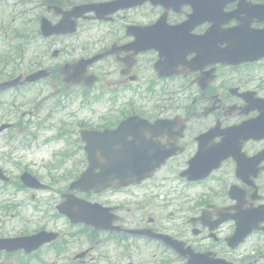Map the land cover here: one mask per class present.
Listing matches in <instances>:
<instances>
[{
  "label": "flooded vegetation",
  "instance_id": "1",
  "mask_svg": "<svg viewBox=\"0 0 264 264\" xmlns=\"http://www.w3.org/2000/svg\"><path fill=\"white\" fill-rule=\"evenodd\" d=\"M215 4L221 5L219 20L196 28H180L191 13L188 6L177 13L173 6L144 3L119 10L109 22L80 19L79 27L95 24L83 33L79 29L65 37H38L45 51L39 65L54 78L61 68L48 64L54 58L66 56L65 64L108 53L90 69L97 78L91 91L72 86L74 95L67 94L80 103V110L67 115L30 112L38 122L34 136L51 160L43 167V180L68 183L61 197L70 192V184L88 168L82 130L102 134L97 171H111V163L118 170H134L126 164L136 163L159 167L139 185L118 186L120 178H113L106 190L71 191L106 210L110 230L96 231L64 218L66 224L49 227L60 234L59 242L32 255L21 251L11 257H131L139 240L150 246L152 257L165 259L170 253L179 264H187L163 242L128 233L149 230L191 248L195 264H264V59L234 58L230 63L223 52L264 50V16L253 8L264 6V0ZM164 15L166 24L153 28ZM49 18L60 20L53 12ZM215 23L218 28L208 32ZM151 34L158 35L162 47L137 50V40H149ZM54 51L59 52L56 57ZM127 121L123 131L103 135ZM40 124L63 130L70 141H41L55 139L56 132L44 137L47 131L38 130ZM194 158L196 180L190 182L185 172ZM128 175L121 177L134 179ZM239 230L251 232L233 248Z\"/></svg>",
  "mask_w": 264,
  "mask_h": 264
},
{
  "label": "rangeland",
  "instance_id": "2",
  "mask_svg": "<svg viewBox=\"0 0 264 264\" xmlns=\"http://www.w3.org/2000/svg\"><path fill=\"white\" fill-rule=\"evenodd\" d=\"M9 5L11 4H8V7H6L5 9H3L2 11H0V26H1V29H2V32H4V34H6V30H5V26H4V23H7L8 25V34L9 36L11 35V32L13 29L11 28H14V29H19V28H24V30L26 32H30L29 31V26L30 24H25L21 21L19 22H13V19L12 17L15 15L16 11L15 10H12V7H9ZM31 16H29L30 18ZM27 19V18H26ZM26 21V20H25ZM4 22V23H3ZM24 24V25H23ZM11 27V28H9ZM2 39H0V52L2 50H4V46H2ZM30 47V52H27L26 54V57H27V61L29 60V58L32 56V50L33 48L35 47V45L33 47H31V41L28 40V43H27ZM23 46H25L23 44ZM6 52V51H5ZM26 61V63H27ZM39 87H27L25 88L24 90H19V91H9L8 93H6L4 95V99H7V100H10L12 99L15 95H22L24 97V100H22L23 102L24 101H30L29 99L34 97V94L36 92L37 89H39ZM21 98V96H20ZM21 102V101H20ZM46 108V107H45ZM1 115V113H0ZM6 137H7V133H4L0 136V165H2L9 173L13 174V175H17V173L20 171L21 169V165H20V162L22 163H25L27 161V159H32V158H35V154L34 153H26L24 152L23 150L21 149H17V148H13V146H7L5 144V140H6ZM18 150V152H15V150ZM5 154V155H4ZM14 154L12 157L11 155ZM26 155L24 159L22 160H18L16 161V158L19 157V155ZM25 197V195H24ZM40 197L42 199H45L46 203H44L42 205V209L41 211H44L47 209V206L46 205H50V202H48L52 197H55V194H49V193H44V194H41ZM9 199V197L7 198ZM24 202L26 201L25 198H23ZM4 199L3 198H0V202L3 201ZM23 215L25 217H35L36 220L39 221V223H46L47 225H49L50 223V220H49V212L47 213H38V214H34L31 212V208L28 207V204H25L23 206ZM0 215H3V213L0 211ZM12 218V217H11ZM44 218V219H42ZM11 225H9V228H8V232H13L17 227V220H14L11 222ZM50 226V225H49ZM43 259V261H45L46 263H51L53 261H55V257H41ZM143 260L146 258V257H142ZM142 258H139L137 259L136 261H140ZM151 258V257H150ZM106 259H108V261L112 262L113 264H115L118 260L121 262L120 264H129V259H125V260H122L121 257H104L103 259V262H101L100 264H108V262L106 261ZM2 257L0 258V262H2Z\"/></svg>",
  "mask_w": 264,
  "mask_h": 264
},
{
  "label": "water",
  "instance_id": "3",
  "mask_svg": "<svg viewBox=\"0 0 264 264\" xmlns=\"http://www.w3.org/2000/svg\"><path fill=\"white\" fill-rule=\"evenodd\" d=\"M10 86H12V82L4 84L0 88L4 89V88L10 87ZM27 181H28V179H27Z\"/></svg>",
  "mask_w": 264,
  "mask_h": 264
},
{
  "label": "trees",
  "instance_id": "4",
  "mask_svg": "<svg viewBox=\"0 0 264 264\" xmlns=\"http://www.w3.org/2000/svg\"><path fill=\"white\" fill-rule=\"evenodd\" d=\"M6 60H8V58Z\"/></svg>",
  "mask_w": 264,
  "mask_h": 264
}]
</instances>
